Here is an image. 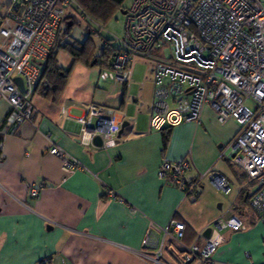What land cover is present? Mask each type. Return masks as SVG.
Here are the masks:
<instances>
[{
	"label": "crops",
	"instance_id": "1",
	"mask_svg": "<svg viewBox=\"0 0 264 264\" xmlns=\"http://www.w3.org/2000/svg\"><path fill=\"white\" fill-rule=\"evenodd\" d=\"M131 80L130 70L126 82H117L120 96L110 98L111 104L72 98L64 92L67 83L54 100L32 92L33 124H8L9 105L0 98V264H40L43 259L49 264H143L139 252L149 221H183L181 241L187 244L216 217L231 213L239 214L245 226L221 230L222 241L213 253L216 263L264 264V224L249 204L254 188L242 168L238 173L245 177L237 183L229 169L234 163L219 155L237 122L218 121L205 103L198 120L153 129L151 66L139 85ZM92 103L109 109L120 126L125 122L110 146L81 135L77 118ZM50 140L86 169L65 172L61 159L48 151ZM163 158L189 159L187 180L207 169L222 173L229 188L236 187L233 198L214 206L220 190L208 180L191 193L165 182L157 176ZM38 185V195H30L29 188ZM105 185L117 197L107 195ZM166 240L164 256L172 264H184L179 244Z\"/></svg>",
	"mask_w": 264,
	"mask_h": 264
},
{
	"label": "built area",
	"instance_id": "2",
	"mask_svg": "<svg viewBox=\"0 0 264 264\" xmlns=\"http://www.w3.org/2000/svg\"><path fill=\"white\" fill-rule=\"evenodd\" d=\"M73 3L1 1L0 98L9 105L8 124H33L30 96L39 76L37 64L54 45L67 15L65 7ZM124 15L118 49L111 56L109 71H101L100 76L123 83L135 58L148 61L153 82L149 125L153 129L198 120L205 103L215 110L218 121L233 118L238 128L221 146L219 155L247 175L254 188L249 204L264 224V0H130ZM164 42L172 45L168 55L161 52ZM16 76L22 80V89ZM77 121L87 142L98 134L100 146L107 147L118 137L120 121L100 104H89ZM46 136L49 138V133ZM48 151L61 159L65 172L86 169L52 140ZM189 167L187 158H163L157 176L185 193L196 190L203 179L224 192L229 190L227 178L211 169L187 180ZM40 186H31L30 195L37 196ZM104 191L117 197L110 186L105 185ZM209 226L208 235L199 232L185 244L181 241L183 221L175 217L166 225L149 221L139 252L143 264H172L163 254L168 237L181 247L184 264H217L213 253L222 241L221 230H238L245 224L239 214L231 213L219 215Z\"/></svg>",
	"mask_w": 264,
	"mask_h": 264
},
{
	"label": "rangeland",
	"instance_id": "3",
	"mask_svg": "<svg viewBox=\"0 0 264 264\" xmlns=\"http://www.w3.org/2000/svg\"><path fill=\"white\" fill-rule=\"evenodd\" d=\"M1 1L2 0H0V11H3V7H1ZM74 1L75 3H73L71 6L65 7L66 13L72 15V18L69 19L71 22L69 23L68 27L66 26V22H68L69 20L63 22L61 25L63 26V28L66 27L68 33L57 37L55 48L57 63L62 66L64 70L70 69L69 80L67 83L68 85L65 88L64 92H66V95H72V98L99 102L103 104H111L112 102H109L110 98H118L120 96L121 90L120 85L119 83H117V81L110 78L104 79L100 76L101 71H109V69L98 63L85 65L81 61L72 62V55L66 48L61 46V44L64 42H69L73 45L78 46V43L82 42L87 35V31L85 28L87 20L84 16L81 15L79 5L80 1ZM129 2L130 0H123L121 3V7L116 8L106 21L95 24V28L98 31L94 36H92V42L96 47L94 50L96 54L101 51V48L104 45L105 41L110 42L114 46L118 44V38L122 35L124 25L125 15L124 11L122 10H124ZM171 50L172 45L170 43L164 42L161 47V52L165 55H168L171 53ZM42 62L37 64L39 73L42 68ZM149 66L150 64L146 60L136 58L134 59L131 64V81L133 85L137 86L140 84V82L144 81L147 76ZM148 88V85H146V91L148 90ZM247 103L251 104L249 101ZM229 169L231 173L235 175V181L237 183H239L243 179V177H245V175L243 177L242 174L239 175L238 172H241V169L237 164H229ZM234 170H236V173L234 172ZM207 185L208 183L205 184V186ZM235 189V185H231L227 192L219 189L220 198L214 203V206H216V203L218 201L226 204L228 202V199L233 198Z\"/></svg>",
	"mask_w": 264,
	"mask_h": 264
},
{
	"label": "trees",
	"instance_id": "4",
	"mask_svg": "<svg viewBox=\"0 0 264 264\" xmlns=\"http://www.w3.org/2000/svg\"><path fill=\"white\" fill-rule=\"evenodd\" d=\"M81 15L87 20L86 31L87 35L78 46L69 42L60 43L62 47L66 48L72 55V61H81L85 65L100 64L105 67L110 66V59L118 45L114 46L110 42L105 41L99 53H95V45L92 42L97 33L95 24L106 21L116 8L121 7L123 0H79ZM124 11V10H122ZM72 18L71 14H67L64 22ZM96 29V30H95ZM68 33L65 28H61L57 37ZM57 40V38H56ZM56 40L54 45L50 48L46 58L42 62L37 81L33 87V92H38L41 95L52 100L56 99L57 95L63 90L67 83L70 69L64 70L62 66L57 63L56 59ZM100 57V59H99ZM46 259V258H45ZM40 264H49L48 260H41Z\"/></svg>",
	"mask_w": 264,
	"mask_h": 264
},
{
	"label": "water",
	"instance_id": "5",
	"mask_svg": "<svg viewBox=\"0 0 264 264\" xmlns=\"http://www.w3.org/2000/svg\"><path fill=\"white\" fill-rule=\"evenodd\" d=\"M71 21L69 20L68 22H66V26L68 27V25H69V23H70ZM15 81L18 83V85H19V87L22 89L23 88V85H22V80H21V78L19 77V76H16L15 78ZM125 124V122L123 123L122 122V124H121V126H120V129H119V132L121 131V129H122V127H123V125ZM90 128H93V126H90ZM118 132V133H119ZM91 142L93 143V144H95V145H100L101 144V138H100V136L98 135V134H94L93 136H92V138H91ZM209 232H210V226L208 225V226H206L205 228H204V230H203V234L204 235H208L209 234Z\"/></svg>",
	"mask_w": 264,
	"mask_h": 264
}]
</instances>
